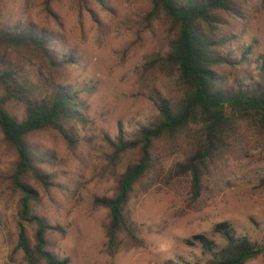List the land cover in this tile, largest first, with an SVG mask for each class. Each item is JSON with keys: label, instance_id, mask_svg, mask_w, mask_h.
Listing matches in <instances>:
<instances>
[{"label": "trees", "instance_id": "1", "mask_svg": "<svg viewBox=\"0 0 264 264\" xmlns=\"http://www.w3.org/2000/svg\"><path fill=\"white\" fill-rule=\"evenodd\" d=\"M147 1L148 10L136 24V36H155L156 27L162 32L157 48L144 56L137 74L157 117L139 126L133 139L126 140L121 134L114 140L106 139L110 163L128 152L138 153L137 160L117 175L113 196L93 200L95 206L108 210L104 229L105 252L110 257L122 245L143 246L137 226L125 217L124 208L137 182L149 174L153 179L161 177L154 171L159 161L157 142L167 140L178 145L180 139L185 143L182 160L171 166L166 177L188 176L194 196L199 195L204 177L212 170L247 158L254 143H264V53L255 59L254 78L245 69L252 61V45H239L249 17L247 5L254 0ZM258 1L264 5V0ZM44 2L49 11L48 0ZM236 24L241 25L240 34ZM60 41L31 23L0 20V134L15 158L0 179L18 195L16 249L22 253L24 264L70 262L60 259L48 240L49 232L64 237L65 230L50 225L35 211L39 187L46 190L51 180L46 170V159L51 155L41 154L29 141L36 134L51 133L67 146H74L77 126L85 121L80 91L64 82L76 64L75 58L73 53L59 56ZM24 61L34 63L37 82L21 75L20 63ZM229 76H233L231 83ZM160 83L166 92L158 88ZM9 103L22 107L21 120L6 110ZM258 183L264 187V178ZM212 234H217L222 244L206 234L186 241L187 246H200L209 257L204 264H248L264 250V244L261 248L248 237L237 235L225 221L216 223ZM162 264L182 263L167 260Z\"/></svg>", "mask_w": 264, "mask_h": 264}, {"label": "rangeland", "instance_id": "2", "mask_svg": "<svg viewBox=\"0 0 264 264\" xmlns=\"http://www.w3.org/2000/svg\"><path fill=\"white\" fill-rule=\"evenodd\" d=\"M44 1L0 0V20L28 22L39 31L58 36L59 56L73 53L76 62L64 82L80 91L79 102L84 108L85 121L77 126V143L69 147L51 133L36 134L29 140L41 154L51 155L46 159L51 180L46 190L39 187L40 201L35 207L50 225L65 230L64 237L48 233L51 250L60 259L68 258L69 264H162L167 260L204 264L209 257L200 246H187L186 241L206 234L222 244L212 228L224 221L237 235L262 248L264 187L258 182L264 178L263 141L253 144L247 158L212 170L204 177L199 195L194 196L188 176L166 177L171 166L183 158L185 143L177 139L180 146L167 140L156 143L159 161L154 171L161 177L153 179L149 174L137 182L124 208L125 217L137 226L143 246L122 245L115 256L106 254L108 210L95 206L93 200L113 196L117 175L138 158L137 151L128 152L110 163L106 139L114 140L120 134L126 140L133 139L139 126L157 117L137 69L144 56L157 48L162 29L156 27L155 36H136V24L148 10L147 0H48L49 11ZM247 8L249 17L239 45H252V61L245 69L255 78V59L264 53V5L254 0ZM235 28L240 34L241 25ZM26 56L30 58L28 53ZM20 64L21 75L37 82L34 63ZM243 76L239 74L241 79ZM232 78L229 76L228 83ZM162 86L160 83L158 88L163 90ZM5 108L21 120L20 105L9 103ZM14 159L0 134V174ZM5 184L0 179V264H24L16 249L18 195ZM248 264H264V250Z\"/></svg>", "mask_w": 264, "mask_h": 264}]
</instances>
